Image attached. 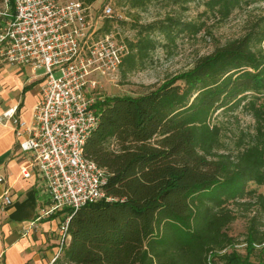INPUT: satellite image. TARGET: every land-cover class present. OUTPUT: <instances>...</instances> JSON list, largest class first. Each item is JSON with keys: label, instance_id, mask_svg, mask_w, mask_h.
I'll return each mask as SVG.
<instances>
[{"label": "trees", "instance_id": "trees-1", "mask_svg": "<svg viewBox=\"0 0 264 264\" xmlns=\"http://www.w3.org/2000/svg\"><path fill=\"white\" fill-rule=\"evenodd\" d=\"M155 1L184 8L195 2L204 7L199 16L225 20L264 0H124L132 9ZM110 21L101 31H110ZM203 27L171 15L136 24L120 72L155 50L156 34L173 42ZM262 41L264 28L252 29L140 95L96 100L98 120L83 154L106 170L103 188L112 200L69 212L70 238L53 264H210L233 244L228 204L252 193L249 182L264 184V52L254 49ZM241 106L254 118L255 133L235 156L218 152L220 130L211 117ZM258 198L264 208V195ZM260 225L256 216L249 219L247 240L260 245L261 257L252 262L224 251L222 264H264Z\"/></svg>", "mask_w": 264, "mask_h": 264}, {"label": "built area", "instance_id": "built-area-1", "mask_svg": "<svg viewBox=\"0 0 264 264\" xmlns=\"http://www.w3.org/2000/svg\"><path fill=\"white\" fill-rule=\"evenodd\" d=\"M1 1L0 60L43 69L30 122L20 118L17 105L3 111L0 121L13 125L20 174L39 179L48 196L36 218L64 212L56 259L70 238L69 212L112 200L103 188L106 170L84 156L83 146L98 120L94 104L100 98L93 91L115 82L129 50L97 25L114 16L109 1L96 15L87 0ZM3 200L10 202L7 191Z\"/></svg>", "mask_w": 264, "mask_h": 264}, {"label": "rangeland", "instance_id": "rangeland-1", "mask_svg": "<svg viewBox=\"0 0 264 264\" xmlns=\"http://www.w3.org/2000/svg\"><path fill=\"white\" fill-rule=\"evenodd\" d=\"M109 1L114 10L111 17L110 31L117 39L128 46V42L137 38L136 24H144L166 15L176 16L182 20L203 22L204 27L196 35L182 34L170 42L156 34L159 45L134 70L124 75L118 72L114 83H102L93 91L94 97L103 99L106 96H137L162 83L169 77L191 68L195 60L212 52L216 47L229 40L243 36L248 31L264 28V1L250 6L235 9L225 20H218L210 14L199 16L204 7L195 2L187 4V8L168 4L166 1H155L143 8H129L124 0H95L91 3L95 15L100 12L102 4ZM121 1V3H119ZM4 3L0 0V23L4 22ZM106 18L98 19L102 26ZM258 52H264V41L254 45ZM5 64L0 63V68ZM43 69H38V72ZM211 123L219 127L218 152L235 156L250 141L255 133V120L245 106L234 110L220 109L211 117ZM247 190L252 193L241 203H229L228 207L235 219L226 227V232L234 239L233 244L224 251H233L241 259L256 262L260 257V245L251 244L247 240L249 219L256 216L261 230L264 229V208L259 202V195H264V184L249 182ZM246 202V203H242ZM252 205H248V203ZM214 254L210 264H222L218 255ZM62 252V251H61ZM61 252L59 254H61Z\"/></svg>", "mask_w": 264, "mask_h": 264}, {"label": "crops", "instance_id": "crops-1", "mask_svg": "<svg viewBox=\"0 0 264 264\" xmlns=\"http://www.w3.org/2000/svg\"><path fill=\"white\" fill-rule=\"evenodd\" d=\"M5 64L0 68V114L17 105L30 122L40 97L42 71ZM10 121H0V264H53L59 250V226L64 212L37 219L47 194L39 179L20 174V157ZM8 192L9 203L3 200Z\"/></svg>", "mask_w": 264, "mask_h": 264}]
</instances>
